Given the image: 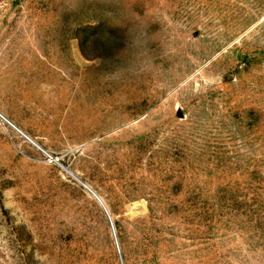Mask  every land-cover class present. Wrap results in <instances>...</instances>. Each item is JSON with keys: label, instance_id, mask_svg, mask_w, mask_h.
Instances as JSON below:
<instances>
[{"label": "rangeland", "instance_id": "rangeland-1", "mask_svg": "<svg viewBox=\"0 0 264 264\" xmlns=\"http://www.w3.org/2000/svg\"><path fill=\"white\" fill-rule=\"evenodd\" d=\"M0 264H264V0H0Z\"/></svg>", "mask_w": 264, "mask_h": 264}, {"label": "water", "instance_id": "water-1", "mask_svg": "<svg viewBox=\"0 0 264 264\" xmlns=\"http://www.w3.org/2000/svg\"><path fill=\"white\" fill-rule=\"evenodd\" d=\"M69 173L70 174H72L73 175V173L71 172V171H69ZM80 182H82V181H80ZM83 183V182H82ZM84 184V183H83ZM84 186L93 194V196L99 201V203L103 206V208H104V210H105V212L108 214V216H109V218H110V215H109V213H108V211H107V208L105 207V205H104V203L102 202V200L99 198V196L92 190V189H90L87 185H85L84 184ZM110 220H111V218H110ZM118 246V245H117Z\"/></svg>", "mask_w": 264, "mask_h": 264}, {"label": "bare ground", "instance_id": "bare-ground-1", "mask_svg": "<svg viewBox=\"0 0 264 264\" xmlns=\"http://www.w3.org/2000/svg\"><path fill=\"white\" fill-rule=\"evenodd\" d=\"M6 120V119H5ZM8 122V121H7ZM10 123V122H9ZM17 131H19L22 135H24V137H26L28 140H30V138L28 136H26L20 129H18L15 125H13L12 123H10ZM31 141V140H30ZM32 143L35 144V142L31 141ZM37 146V144H35ZM38 147V146H37Z\"/></svg>", "mask_w": 264, "mask_h": 264}]
</instances>
